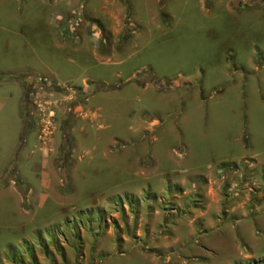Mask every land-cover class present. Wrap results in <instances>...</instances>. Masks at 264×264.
<instances>
[{
    "label": "rangeland",
    "instance_id": "374dc122",
    "mask_svg": "<svg viewBox=\"0 0 264 264\" xmlns=\"http://www.w3.org/2000/svg\"><path fill=\"white\" fill-rule=\"evenodd\" d=\"M0 95V264H264V0H0Z\"/></svg>",
    "mask_w": 264,
    "mask_h": 264
},
{
    "label": "trees",
    "instance_id": "16d2710c",
    "mask_svg": "<svg viewBox=\"0 0 264 264\" xmlns=\"http://www.w3.org/2000/svg\"><path fill=\"white\" fill-rule=\"evenodd\" d=\"M8 75H10V74H8ZM64 173V178L67 180V178H68V176H67V172H63Z\"/></svg>",
    "mask_w": 264,
    "mask_h": 264
},
{
    "label": "crops",
    "instance_id": "0c3cea01",
    "mask_svg": "<svg viewBox=\"0 0 264 264\" xmlns=\"http://www.w3.org/2000/svg\"><path fill=\"white\" fill-rule=\"evenodd\" d=\"M1 107H2V96L0 95V110H1Z\"/></svg>",
    "mask_w": 264,
    "mask_h": 264
}]
</instances>
